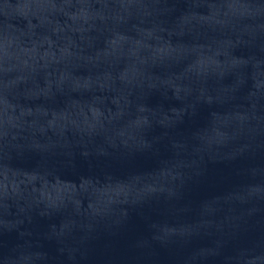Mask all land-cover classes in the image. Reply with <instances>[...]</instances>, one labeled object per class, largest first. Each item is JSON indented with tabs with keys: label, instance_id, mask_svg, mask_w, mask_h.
Segmentation results:
<instances>
[{
	"label": "water",
	"instance_id": "1",
	"mask_svg": "<svg viewBox=\"0 0 264 264\" xmlns=\"http://www.w3.org/2000/svg\"><path fill=\"white\" fill-rule=\"evenodd\" d=\"M0 264H264V0H0Z\"/></svg>",
	"mask_w": 264,
	"mask_h": 264
}]
</instances>
